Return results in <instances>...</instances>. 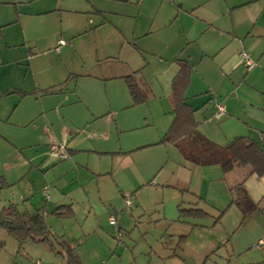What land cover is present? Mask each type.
<instances>
[{"label": "crops", "instance_id": "crops-1", "mask_svg": "<svg viewBox=\"0 0 264 264\" xmlns=\"http://www.w3.org/2000/svg\"><path fill=\"white\" fill-rule=\"evenodd\" d=\"M1 4L0 97L5 103L0 107L8 106L18 116L4 124L0 136L16 143L17 150L32 149L28 156L19 150L11 156L5 150L18 165L4 162L0 176L11 177H3L9 188L17 186L14 192L22 197L19 211L39 212L45 218L59 207H70L74 219L73 206L82 203L94 210L108 189L122 192L143 183L171 187L188 204L207 197L210 180L200 178L193 184L196 165L185 161L173 145L161 143L174 118L171 92L179 61L189 67L183 97L194 110L199 131L219 145L248 136L264 152V0H0ZM66 13L72 20L56 25L52 35L44 32L48 23L38 21L47 15L62 20ZM29 16L38 22L30 23L35 20ZM101 31H107L102 40ZM64 33L70 34L71 44L63 40ZM241 52L255 62L251 70L241 64ZM129 75L146 91V100L138 106L124 81ZM39 161L45 167L40 194L51 207L57 206L52 211L46 203L35 202V179L19 171L28 166L29 176ZM165 167L169 174L162 179ZM250 173L249 166L237 165L222 178L232 176L231 188L246 177L245 189L260 204L264 175ZM221 190L224 194V185ZM4 242L0 240V249ZM16 243L19 251L33 242ZM252 243L264 249V236Z\"/></svg>", "mask_w": 264, "mask_h": 264}, {"label": "rangeland", "instance_id": "rangeland-1", "mask_svg": "<svg viewBox=\"0 0 264 264\" xmlns=\"http://www.w3.org/2000/svg\"><path fill=\"white\" fill-rule=\"evenodd\" d=\"M0 6L5 7L4 4ZM68 15L69 13L63 14L62 20L54 15L39 16L41 19L38 21L41 20L40 24L48 23L46 26L49 29H44V32L52 35L56 25L72 20V16ZM29 17L35 20L30 23L38 22L36 17ZM106 35L107 31H101L99 39L102 40ZM62 38L68 45L71 44L69 33L62 34ZM80 42L81 40H77L76 44L79 45ZM90 42L91 39H88L87 43ZM81 47L86 49L83 43ZM16 53L18 52L11 54ZM98 56H101L100 51ZM8 97L10 100L11 97ZM2 98L4 97H0V106L5 103L1 102ZM11 109L5 105L4 109L0 107V132L4 124L9 125L18 116V112L12 113ZM12 144L0 136V175L4 162L13 165L12 167L18 165L17 161L5 156V150L11 156L18 153V150L24 156L32 151L29 147H18L21 146L18 144L17 150L14 146L16 143ZM37 165L29 176L28 166H20L19 171L26 174V179H35L33 197L38 205H44L46 198L40 194V187L44 183L41 171L45 167L41 166V161ZM165 173L169 174L167 167L163 169L162 179ZM32 174L40 177H33ZM46 177L49 178V175ZM191 177L193 184L200 178L206 177L210 180L209 195H202V199L194 200L193 204L182 201L177 190L171 187L162 188L143 183L139 188L128 186L122 192L114 188L108 189L102 195L103 200L93 205L94 210L82 203L73 206L76 213L74 219L72 216L66 218L53 215L52 210L57 206L51 207L47 202L46 209L52 212L45 215V223L54 235L65 237L63 239L75 248L81 264H264V249L260 250L252 243L258 235L264 236V200L259 204L261 209L243 216L237 206L231 203L234 198L232 187L229 188L232 176H228V180L222 178L219 166H196L191 171ZM6 178L11 179L10 176ZM222 185L225 186L224 194ZM16 187L7 186L1 189L0 208L10 203L22 206V197L14 192ZM125 195L130 197L129 207L124 204ZM27 196L31 199V194ZM179 206L183 209H200L205 215L178 220ZM110 215L116 217V225L109 224ZM181 236L185 238L181 239ZM0 240L5 241L0 249V264H36L38 260L41 264H67L65 256L58 253L59 248L56 245L55 250H51L47 242L32 243L24 245L18 251L16 240L2 229ZM39 261L37 263L40 264Z\"/></svg>", "mask_w": 264, "mask_h": 264}, {"label": "trees", "instance_id": "trees-1", "mask_svg": "<svg viewBox=\"0 0 264 264\" xmlns=\"http://www.w3.org/2000/svg\"><path fill=\"white\" fill-rule=\"evenodd\" d=\"M179 63L180 70L172 81L171 103L174 118L161 143L173 145L184 160L192 165H217L223 174L231 172L237 165H243L251 168L250 174L258 177L264 175V152L248 136H238L225 145H219L199 131L198 123L194 118V110L183 97L189 80V67L181 61ZM124 81L133 104L143 103L146 100L145 89L137 84L132 75L125 76ZM245 178L231 189L234 193L231 203L237 206L243 216L260 209L259 204L251 200L245 189ZM7 186L0 176V191ZM52 214L57 217H70L72 211L70 207H59ZM178 214L179 220V218L189 216H204L205 212L194 208L183 209L179 206ZM0 229L5 230L19 244L26 240H31L33 243L47 242L51 250H55L56 245L59 248L58 253L65 256L67 264H81L75 248L70 246L62 236L51 233L42 213L21 212L15 204H9L0 208ZM183 238L185 237L181 236V239Z\"/></svg>", "mask_w": 264, "mask_h": 264}, {"label": "built area", "instance_id": "built-area-1", "mask_svg": "<svg viewBox=\"0 0 264 264\" xmlns=\"http://www.w3.org/2000/svg\"><path fill=\"white\" fill-rule=\"evenodd\" d=\"M60 43L63 44L64 41H60ZM239 56L241 58V64L246 68V70H251L255 66V62L251 59V57L247 53L241 52ZM218 109L220 113L223 111L222 106H219ZM123 201L126 206L131 205V200L129 196L125 195L123 197ZM116 222H117L116 217L113 216L109 217V223L111 225H116Z\"/></svg>", "mask_w": 264, "mask_h": 264}]
</instances>
